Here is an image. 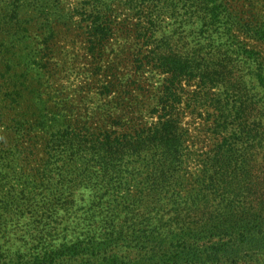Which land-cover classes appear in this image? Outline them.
Returning a JSON list of instances; mask_svg holds the SVG:
<instances>
[{"label":"trees","instance_id":"16d2710c","mask_svg":"<svg viewBox=\"0 0 264 264\" xmlns=\"http://www.w3.org/2000/svg\"><path fill=\"white\" fill-rule=\"evenodd\" d=\"M148 1L128 0L127 3L139 13L149 4ZM173 1L152 0L160 14H176L177 7L183 8L188 19L199 18L202 21L198 29L199 38L213 41L228 34L239 22L247 26L246 32L250 37L264 42V24L242 21L236 3L238 0H183L181 7ZM86 3L88 11L85 9L84 20L94 38L89 50L92 55H97L94 76L109 77L111 74L98 64L103 59L105 41L109 40L113 29L109 13L102 14L100 7L109 8L105 0H88ZM31 5L28 0H0V40L11 41L26 30L24 17ZM151 13L139 28L144 30L142 37L147 40L162 28L158 15L155 17L154 12ZM74 15V11L68 12L63 15L64 21L73 22ZM13 43L0 42V126H5L0 130V264H8L5 235L9 223L13 224L8 216L13 214L20 218L21 203L25 204L26 214L37 234L28 250H17L16 264H57L66 260L78 264H136L117 253H109V249L128 242L127 233L135 225L133 216L128 217V212L132 211L130 202L124 205L127 209L124 221L117 207L104 208L103 199L93 202L83 217H73L75 230L69 229L66 222L70 220V213L74 207L82 208L76 205L78 194L75 190L92 186L98 190L95 195L98 198H135L137 194L132 188L134 172L128 170L126 157L132 156L135 150L155 145L163 147V151L152 157L156 164L152 163L160 171L142 198H160L163 187L172 185L174 174L170 176V170L172 173L183 163V147L191 136V128L184 122L189 112L208 113L210 122L204 125L214 139L212 156L209 153L206 160H202L201 171L194 174L201 189L193 195L179 193L174 197L175 217L169 225L186 236H180L179 242L184 247L176 250L171 238L164 240V244L158 238V246L164 248L163 263H201L215 260L222 253L234 256L239 246L230 247L232 242L242 241L250 245L254 233L264 229L261 216L221 218L226 174L240 169L249 151L263 142L264 132L261 130L264 123L246 117L248 104L253 99L250 77L256 75L264 85L262 55L256 48L244 42H187L188 50L183 54L172 42H144L150 47L148 53L141 57V64L166 74L153 119L143 126L126 127L122 131L116 125L102 127L98 132H91L89 128L83 132L81 127L50 130L51 138L44 145L39 141L42 137L37 130L45 122L40 123L37 118L33 124L30 123V111L22 106L30 92L35 91L29 84L32 61H27V68L21 73L15 72L11 58ZM48 47L50 43L45 42V48ZM255 64L262 69L258 66L254 70L252 66ZM182 82L195 86L187 102L181 93L185 90ZM110 86L111 81L103 88L107 91ZM215 89L218 91L210 99L209 90ZM134 155L140 156L141 153L137 151ZM223 156L230 159L222 161ZM239 161L242 163L240 166ZM15 180L17 184L13 183ZM243 187H248L247 181ZM243 192L244 189L240 188L231 198L245 197ZM109 201L108 206L111 205ZM98 210H101V216L97 218ZM60 211L65 212V216ZM151 211L146 212L148 224H152L154 219ZM82 224L88 229L79 230ZM70 235L73 238H69ZM57 239L62 241L60 245L53 243ZM202 244L206 248H201Z\"/></svg>","mask_w":264,"mask_h":264},{"label":"rangeland","instance_id":"374dc122","mask_svg":"<svg viewBox=\"0 0 264 264\" xmlns=\"http://www.w3.org/2000/svg\"><path fill=\"white\" fill-rule=\"evenodd\" d=\"M127 1L105 0L109 9L100 7L102 14L109 13L113 26L109 40L105 41L107 44L103 59L101 62L98 61V64L105 67V72L111 74L108 75L109 77L94 76L97 55H92L89 50L94 38L89 34L87 22L84 20L85 9H88L85 5L88 0H28L33 5L29 6V11L25 13L27 15L24 17L23 25H26V30L21 31L18 38H11V41L0 40V42H14L12 50L14 53L11 58L15 72L21 73V70L27 68V61H32L30 65L33 68L30 73L32 78H30L31 83H28L32 84L31 88H35V91L30 92L31 95L24 99L22 106L30 111L31 117H28L30 123L33 124L37 118L40 123L45 122V125H39L37 130L42 137L39 141L44 145L51 138L50 130L81 127L83 132L87 128L91 132H98L102 127L110 128L109 125H116V128L122 131L126 127L143 126L153 119L152 115L157 109L158 99L161 96L160 87L166 74L158 73L151 66L141 64V57L148 53L150 47H147L144 42H172L176 50H180L183 54L188 50L187 42H244L261 53L264 74V42L250 37L246 32L247 26L244 27L243 23L238 22L228 34L210 41L207 38H199L198 29L202 21L199 18L188 19L183 8L176 7V14L170 15L169 12L160 14L158 7L149 0L147 2L149 4L138 13L137 9L131 8ZM173 2L180 7L183 5V0ZM236 3L241 11L242 21L264 24V0H238ZM72 11L76 14L73 22L64 21L63 15ZM151 11L154 12L153 16L158 15V22L162 23V28L156 36L147 40L145 36L142 37L144 30L139 28L143 21L147 20L146 17H150L148 14L151 15ZM45 42H49L50 47L45 48ZM178 42L181 44L178 45ZM34 62H38L39 65ZM258 66L255 64L252 67L254 69ZM261 66H259L260 70ZM33 81L36 83H32ZM109 81L111 86L105 91L106 88H103V85L106 86ZM182 84L185 90L181 93L187 102L195 86H187L185 82ZM249 86L252 89L250 92L253 99L248 104L246 117L250 116L251 120L264 123V85L254 75L250 77ZM216 91L218 89L209 90L208 97L214 98ZM209 111L211 112L212 108ZM33 113L35 117H32ZM208 121L210 122L208 113L186 114L184 122L191 128V136L183 147V163L181 167L172 170V173L170 170L169 175L174 174L172 185L163 187L160 198L153 200L142 198L147 194V188L153 184V177H157L160 171V168L154 166L153 163L156 164V161L154 162L152 157L163 151L162 146L149 145L147 148L142 147V150H135L131 153L132 156L126 157L128 170L134 172L132 188L137 194L135 198H98L95 196L98 192L96 187L76 189L75 192L78 195L75 202L82 208L78 210L74 207V211L70 213V220L66 222L69 229L75 230L76 224L72 222L73 217L75 219L83 217L85 210L93 202L98 203L103 199L105 200V204L102 205L104 208L117 207L122 221L126 217L125 202H130L129 207L132 211L128 212V217L133 216L135 225L127 233L129 237L126 245L115 246L109 249V253H117L125 260L136 264H165L161 259L164 248L158 246V238L163 240L162 244L165 243L164 240L169 241L171 238L170 241L175 250L178 247L181 249L184 247L182 242H179L182 232L173 230L169 223H172V218L175 217L176 198L174 197L179 193L193 195L201 189L198 181L194 179V174L199 173L203 168L202 160H206L209 153L212 156L214 139L211 135L209 136L204 125ZM4 129L5 126L1 125L0 130ZM261 131L264 132V126ZM229 132L231 133L232 129ZM137 151L141 153L140 156L134 155ZM221 159L225 161L230 158L223 156ZM240 164H242L241 161L238 162V166ZM241 166L244 168L241 167L226 174L221 218L226 219L232 216L236 219L241 216L251 218L256 215L264 219V137L261 145L249 151L245 164ZM245 181L248 183L247 188L243 187ZM13 183L17 184L18 181L15 180ZM240 188L244 189L245 197L231 198L239 192ZM106 200H110V206ZM17 202L21 203V201ZM24 205L20 204L23 208L19 213L20 218L13 214L8 216L13 222V224L8 222L10 226L5 235L7 253L5 254L8 264L18 263L17 250H28L33 244L32 238L37 234L29 221ZM150 209L152 210L150 214L154 216L152 224H148L146 220V212ZM100 211L98 210L97 218L101 216ZM59 213L65 216V212ZM78 228L79 230L88 229L83 224ZM69 238L73 236L70 235ZM241 242L231 243L230 247L239 246L238 253L234 256L222 253L215 260L193 264H264V229L254 233L252 244ZM53 243L60 245L62 241L57 239ZM203 244L200 247L206 248ZM57 264L78 263L66 260L58 261Z\"/></svg>","mask_w":264,"mask_h":264}]
</instances>
